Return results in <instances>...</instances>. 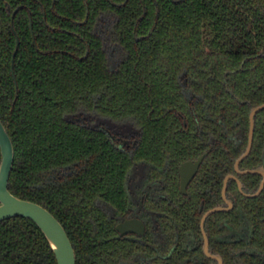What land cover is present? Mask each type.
Here are the masks:
<instances>
[{
	"label": "trees",
	"instance_id": "obj_1",
	"mask_svg": "<svg viewBox=\"0 0 264 264\" xmlns=\"http://www.w3.org/2000/svg\"><path fill=\"white\" fill-rule=\"evenodd\" d=\"M125 1L0 0V119L15 149L9 190L62 223L76 264L113 256L103 240L111 226L95 199L117 203L131 165L105 130L84 121L85 112L133 122L140 129L135 156L158 158L181 147L179 132L196 131L195 115L202 132L246 134L251 107L264 102V0H158V16L153 0H144L141 19L142 0ZM20 5L14 79L11 24ZM107 28L122 47L115 69ZM182 80L199 100L185 96ZM261 138L264 110L250 160ZM189 141L176 153L187 152ZM0 264L58 263L41 229L17 216L0 222Z\"/></svg>",
	"mask_w": 264,
	"mask_h": 264
},
{
	"label": "flooded vegetation",
	"instance_id": "obj_2",
	"mask_svg": "<svg viewBox=\"0 0 264 264\" xmlns=\"http://www.w3.org/2000/svg\"><path fill=\"white\" fill-rule=\"evenodd\" d=\"M125 2L112 3L121 6ZM153 3L158 16L160 4L158 0ZM142 6L144 14L140 19L148 11L144 0ZM16 9L12 13V30L19 11L14 15ZM102 33L107 52L105 34L109 33L113 41L112 29H102ZM108 60L110 68L115 69L117 65H111L109 56ZM181 85L190 101L199 100L185 80ZM250 113L246 134L242 128L216 134L200 131L194 112L196 131L179 132L181 147L164 148L158 158L135 156L140 129L133 122L104 117L116 126L96 125L131 160L122 198L117 203L95 199L106 225L111 226L109 231H103V240L114 250L110 260H105L107 264H264V138L259 142L256 159L250 160L258 114L251 150L245 155L250 140ZM178 116L183 128H188L187 116L180 112ZM189 138L193 142L189 141L187 152L176 153L185 149L182 146Z\"/></svg>",
	"mask_w": 264,
	"mask_h": 264
},
{
	"label": "water",
	"instance_id": "obj_3",
	"mask_svg": "<svg viewBox=\"0 0 264 264\" xmlns=\"http://www.w3.org/2000/svg\"><path fill=\"white\" fill-rule=\"evenodd\" d=\"M18 10L19 8L16 9L14 15ZM30 28L35 41L32 21H30ZM13 30L16 33L14 28ZM16 37L17 43L12 58V75L14 79H16L14 72L15 56L20 45V39L17 34ZM262 109H264V103L253 107L251 110L250 140L245 155H247L251 150L255 116ZM0 153V222L17 216H23L32 220L41 229L48 240L56 256L57 263L76 264L75 249L62 223L47 208L43 207L39 203L19 198L9 190V180L15 160V149L13 141L1 119Z\"/></svg>",
	"mask_w": 264,
	"mask_h": 264
},
{
	"label": "rangeland",
	"instance_id": "obj_4",
	"mask_svg": "<svg viewBox=\"0 0 264 264\" xmlns=\"http://www.w3.org/2000/svg\"><path fill=\"white\" fill-rule=\"evenodd\" d=\"M106 38V49L108 52V56L110 58V63L112 66L118 64L121 59V48L119 45L115 44L110 37V34H105ZM84 121L91 125H100L102 127L110 128L116 126L113 121H110L104 117H101L97 114H92L85 112L83 115Z\"/></svg>",
	"mask_w": 264,
	"mask_h": 264
}]
</instances>
